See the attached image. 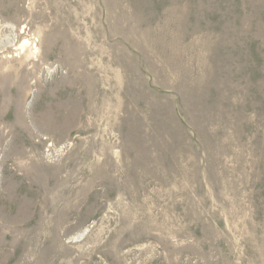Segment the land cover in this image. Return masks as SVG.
Returning a JSON list of instances; mask_svg holds the SVG:
<instances>
[{
	"label": "rangeland",
	"instance_id": "374dc122",
	"mask_svg": "<svg viewBox=\"0 0 264 264\" xmlns=\"http://www.w3.org/2000/svg\"><path fill=\"white\" fill-rule=\"evenodd\" d=\"M0 264H264V0H0Z\"/></svg>",
	"mask_w": 264,
	"mask_h": 264
},
{
	"label": "bare ground",
	"instance_id": "6f19581e",
	"mask_svg": "<svg viewBox=\"0 0 264 264\" xmlns=\"http://www.w3.org/2000/svg\"><path fill=\"white\" fill-rule=\"evenodd\" d=\"M83 219V218H82Z\"/></svg>",
	"mask_w": 264,
	"mask_h": 264
}]
</instances>
